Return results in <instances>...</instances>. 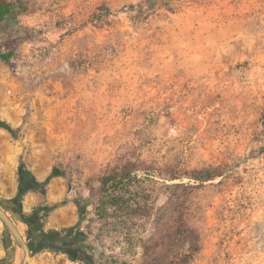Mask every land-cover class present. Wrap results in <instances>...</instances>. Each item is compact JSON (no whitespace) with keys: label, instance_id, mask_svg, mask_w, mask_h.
<instances>
[{"label":"rangeland","instance_id":"1","mask_svg":"<svg viewBox=\"0 0 264 264\" xmlns=\"http://www.w3.org/2000/svg\"><path fill=\"white\" fill-rule=\"evenodd\" d=\"M2 1L23 10L0 35V51L14 53L0 59V121L15 131L0 129V204L29 245V225L10 202L18 167L40 181L57 168L66 176L46 196L30 193L23 211L53 207L41 214L45 232L75 228L95 249L72 260L63 237L27 264H179L161 246L149 257L127 252L124 232L96 216L79 226L75 198L95 204L102 173L121 157L157 169L228 167L222 184L196 190L152 177L156 209L142 236L161 240L160 210L182 197L201 234L188 264H264V0H182L146 20L128 8L142 0ZM105 7L111 14L96 16ZM24 257L0 220V264Z\"/></svg>","mask_w":264,"mask_h":264},{"label":"trees","instance_id":"2","mask_svg":"<svg viewBox=\"0 0 264 264\" xmlns=\"http://www.w3.org/2000/svg\"><path fill=\"white\" fill-rule=\"evenodd\" d=\"M182 0H142L138 4L130 5L128 8L134 19L146 20L160 9L176 12ZM23 10L22 4L18 1L0 2V35L2 25L7 22L11 15ZM99 18L111 14L108 8L99 10ZM14 53L12 51H0V59L5 63H10ZM0 129H4L14 134V129L5 121H0ZM124 157L117 158L109 164L100 177L99 198L95 204H90L87 199L77 196L74 200L80 215V224H83L88 215L96 216L104 222L110 230L118 233L124 232L125 250L129 253H136L137 249L142 248L146 256L154 253V250L161 246L165 253L175 251L179 264H188L201 251V234L199 230L190 223L186 211V201L182 197H177L174 202L162 206L160 212V231L163 237L158 240L156 236L144 239L142 232L146 223L154 216L155 205L151 201L154 183L152 177L168 176L163 178L173 182L171 185L163 183L165 189H199L204 183L222 179L220 184L229 174L228 167L223 165L208 166L202 169L188 171L176 167H163L160 169L148 166L145 163L123 161ZM17 194L10 200L20 214V220L29 225L30 248L32 252H39L44 248H51L53 242L65 239L70 241L62 250L72 260L75 254L80 252L87 254L88 251L94 252L92 237L79 231L74 233L75 228H65L61 231L45 232L42 216H47L53 207L41 206L34 209L33 213L27 215L23 211L25 198L33 192H38L46 196L50 182L56 178H63L66 175L54 168L51 174L40 181L35 174L21 162L18 167ZM184 178H188L194 183H184ZM180 181L179 183H174ZM92 206L91 211L88 208ZM78 228V227H76ZM159 242V245L158 243ZM161 244V245H160ZM70 245V246H69ZM75 245V246H74ZM77 246V247H76ZM92 261V258H89Z\"/></svg>","mask_w":264,"mask_h":264},{"label":"water","instance_id":"3","mask_svg":"<svg viewBox=\"0 0 264 264\" xmlns=\"http://www.w3.org/2000/svg\"><path fill=\"white\" fill-rule=\"evenodd\" d=\"M0 220L8 228L10 234L16 240L17 245L20 248H22L24 250V252H25V257H24V259H23L21 264H27L28 263V259L30 257H32L33 252L31 251L30 246L27 243H25L24 238L21 235L20 231L18 230V228L14 224L12 218H10L8 216L7 212L4 211V209L1 206V204H0Z\"/></svg>","mask_w":264,"mask_h":264}]
</instances>
